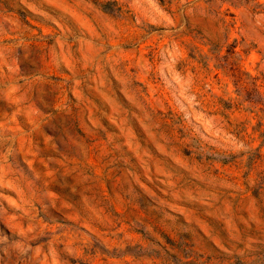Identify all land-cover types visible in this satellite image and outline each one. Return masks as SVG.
<instances>
[{
  "label": "rangeland",
  "instance_id": "374dc122",
  "mask_svg": "<svg viewBox=\"0 0 264 264\" xmlns=\"http://www.w3.org/2000/svg\"><path fill=\"white\" fill-rule=\"evenodd\" d=\"M0 264H264V0H0Z\"/></svg>",
  "mask_w": 264,
  "mask_h": 264
}]
</instances>
